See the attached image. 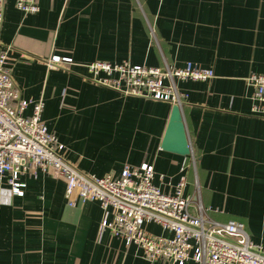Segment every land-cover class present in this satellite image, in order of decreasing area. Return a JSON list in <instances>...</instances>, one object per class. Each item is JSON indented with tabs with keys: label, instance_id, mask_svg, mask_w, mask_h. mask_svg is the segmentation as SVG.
<instances>
[{
	"label": "crops",
	"instance_id": "crops-1",
	"mask_svg": "<svg viewBox=\"0 0 264 264\" xmlns=\"http://www.w3.org/2000/svg\"><path fill=\"white\" fill-rule=\"evenodd\" d=\"M15 1L4 0L0 46L21 97L42 98L69 162L97 176L149 163L165 191L185 176L192 208L243 222L264 249V116L245 81L264 74V0H37L26 15ZM52 56L72 61L49 69ZM94 61L211 68V79L177 81L191 155L160 147L173 104L94 82L85 68ZM21 181L23 196L0 188V264H151L109 230L99 235L112 216L97 201L68 205L62 178ZM144 229L170 236L154 223Z\"/></svg>",
	"mask_w": 264,
	"mask_h": 264
},
{
	"label": "built area",
	"instance_id": "built-area-1",
	"mask_svg": "<svg viewBox=\"0 0 264 264\" xmlns=\"http://www.w3.org/2000/svg\"><path fill=\"white\" fill-rule=\"evenodd\" d=\"M22 14L39 11L37 0H16ZM4 0H0V24ZM67 57L52 56L45 62L56 69L71 63ZM94 82L123 94L148 97L181 106L184 95L178 80H208L211 68L192 62L183 67L132 65L94 61L86 66ZM246 84L252 88L253 111L264 116V74L251 73ZM42 98H22L10 68L9 48L0 46V188L23 196L26 184L21 176L36 178L39 172L65 181L64 198L70 206L77 201H97L108 210L98 234L109 230L126 244H134L149 263L159 260L172 264H264V249L253 243L241 221L217 222L209 219L199 204L192 208L193 195L184 193L186 177L181 176L168 191L154 184V168L149 163L123 165L118 174L102 176L77 169L64 156L59 142L42 119ZM8 186V190L6 187ZM193 211H192V209ZM146 223L159 225L170 236L154 235Z\"/></svg>",
	"mask_w": 264,
	"mask_h": 264
},
{
	"label": "water",
	"instance_id": "water-1",
	"mask_svg": "<svg viewBox=\"0 0 264 264\" xmlns=\"http://www.w3.org/2000/svg\"><path fill=\"white\" fill-rule=\"evenodd\" d=\"M160 147L163 151L180 156L191 155L188 137L182 118L181 106L178 104H173L171 107Z\"/></svg>",
	"mask_w": 264,
	"mask_h": 264
}]
</instances>
